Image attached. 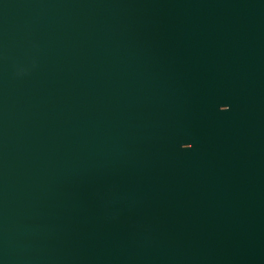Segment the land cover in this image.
Returning <instances> with one entry per match:
<instances>
[{"label":"water","instance_id":"water-1","mask_svg":"<svg viewBox=\"0 0 264 264\" xmlns=\"http://www.w3.org/2000/svg\"><path fill=\"white\" fill-rule=\"evenodd\" d=\"M0 264H264V0H0Z\"/></svg>","mask_w":264,"mask_h":264},{"label":"snow or ice","instance_id":"snow-or-ice-1","mask_svg":"<svg viewBox=\"0 0 264 264\" xmlns=\"http://www.w3.org/2000/svg\"><path fill=\"white\" fill-rule=\"evenodd\" d=\"M224 108H225V110H224L225 112L229 110L227 107H224ZM188 145H191V144H188Z\"/></svg>","mask_w":264,"mask_h":264}]
</instances>
